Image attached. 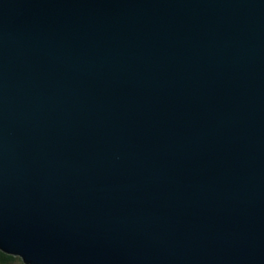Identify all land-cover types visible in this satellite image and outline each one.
Here are the masks:
<instances>
[{"label": "water", "instance_id": "1", "mask_svg": "<svg viewBox=\"0 0 264 264\" xmlns=\"http://www.w3.org/2000/svg\"><path fill=\"white\" fill-rule=\"evenodd\" d=\"M0 251L264 264V0H0Z\"/></svg>", "mask_w": 264, "mask_h": 264}, {"label": "trees", "instance_id": "2", "mask_svg": "<svg viewBox=\"0 0 264 264\" xmlns=\"http://www.w3.org/2000/svg\"><path fill=\"white\" fill-rule=\"evenodd\" d=\"M0 264H24L20 258L11 256L0 251Z\"/></svg>", "mask_w": 264, "mask_h": 264}]
</instances>
